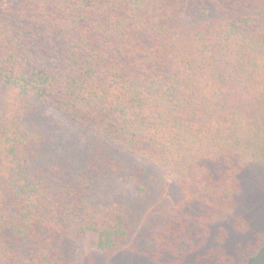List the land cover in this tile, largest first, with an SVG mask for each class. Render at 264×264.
I'll return each instance as SVG.
<instances>
[{
  "label": "trees",
  "instance_id": "16d2710c",
  "mask_svg": "<svg viewBox=\"0 0 264 264\" xmlns=\"http://www.w3.org/2000/svg\"><path fill=\"white\" fill-rule=\"evenodd\" d=\"M189 5L211 10L213 28L184 33ZM0 84L31 106L0 117V264H65L76 242L113 252L130 237L124 214L84 213L87 178L34 168L44 147L26 122L40 109L180 188L145 237L147 264H250L263 251L264 230L230 243L251 231L235 215L248 174L264 173V0L0 3ZM243 90L259 100L244 105Z\"/></svg>",
  "mask_w": 264,
  "mask_h": 264
},
{
  "label": "rangeland",
  "instance_id": "374dc122",
  "mask_svg": "<svg viewBox=\"0 0 264 264\" xmlns=\"http://www.w3.org/2000/svg\"><path fill=\"white\" fill-rule=\"evenodd\" d=\"M0 3L4 9H10L15 8L20 0H0ZM211 12L199 6H186L180 23L182 31L212 29L214 19ZM257 97L253 90H243L239 100L247 106L249 102H257ZM23 101L0 84V117L12 116L20 109V104L21 109L28 112L31 106ZM250 109L255 108H247ZM29 115L31 119L26 125L35 140L42 138L44 147L33 164L34 168L47 166L44 171L49 175L51 172L56 180L87 178L92 189L85 201L84 213L102 221L119 212L125 215L130 230L123 248L113 252L98 249L92 238L76 242L65 264H147L144 251L149 244L145 237L155 232L183 201L180 188L166 174L124 152L104 147L91 133L82 131L56 113L40 109ZM259 170L255 168L248 174L243 206L235 213L248 220L251 231L233 237L232 248L240 242L247 243L264 230V173L257 172ZM250 264H264V249Z\"/></svg>",
  "mask_w": 264,
  "mask_h": 264
}]
</instances>
